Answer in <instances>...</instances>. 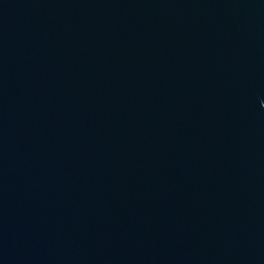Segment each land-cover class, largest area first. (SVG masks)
<instances>
[{"label": "water", "instance_id": "95a60500", "mask_svg": "<svg viewBox=\"0 0 264 264\" xmlns=\"http://www.w3.org/2000/svg\"><path fill=\"white\" fill-rule=\"evenodd\" d=\"M0 264H264V0H0Z\"/></svg>", "mask_w": 264, "mask_h": 264}]
</instances>
